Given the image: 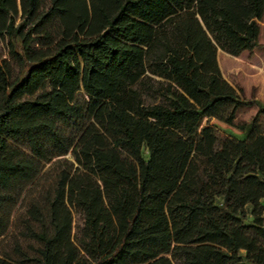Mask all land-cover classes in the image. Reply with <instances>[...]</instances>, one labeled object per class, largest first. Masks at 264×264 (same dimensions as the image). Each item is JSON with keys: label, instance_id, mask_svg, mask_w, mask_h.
Returning a JSON list of instances; mask_svg holds the SVG:
<instances>
[{"label": "trees", "instance_id": "1", "mask_svg": "<svg viewBox=\"0 0 264 264\" xmlns=\"http://www.w3.org/2000/svg\"><path fill=\"white\" fill-rule=\"evenodd\" d=\"M263 14L0 0V264H264V127L235 123L253 101L217 63L258 46Z\"/></svg>", "mask_w": 264, "mask_h": 264}, {"label": "rangeland", "instance_id": "2", "mask_svg": "<svg viewBox=\"0 0 264 264\" xmlns=\"http://www.w3.org/2000/svg\"><path fill=\"white\" fill-rule=\"evenodd\" d=\"M257 24V47L245 51L237 57L218 50L217 63L222 77L237 91L240 98L253 101L251 105L242 106L238 110L235 123L242 125L255 119L264 127V14ZM6 44L7 41L0 39V57L9 60ZM12 66L13 73L17 74V67ZM210 124L220 138L243 139V135L236 128L228 127L216 120H211ZM8 232H14L13 227L9 228ZM14 239V235L13 239L6 238L1 244V248L9 250ZM18 239L23 243L22 239Z\"/></svg>", "mask_w": 264, "mask_h": 264}]
</instances>
